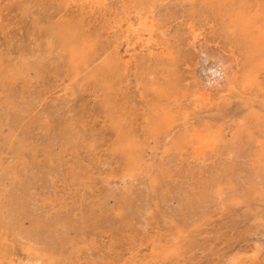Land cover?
<instances>
[{"label":"rangeland","instance_id":"obj_1","mask_svg":"<svg viewBox=\"0 0 264 264\" xmlns=\"http://www.w3.org/2000/svg\"><path fill=\"white\" fill-rule=\"evenodd\" d=\"M130 1L0 0V264H264V61L244 71L202 0H156L151 41L127 52ZM228 1L264 25V0ZM193 34L230 56L233 87L209 91Z\"/></svg>","mask_w":264,"mask_h":264},{"label":"bare ground","instance_id":"obj_2","mask_svg":"<svg viewBox=\"0 0 264 264\" xmlns=\"http://www.w3.org/2000/svg\"><path fill=\"white\" fill-rule=\"evenodd\" d=\"M71 1V0H70ZM86 1H88V0H86ZM92 4H93V6H97V5H102V6H105V5H107V4H109V1H111L113 4H116V5H119L120 3L122 4L123 3V0H89ZM155 1L156 0H131L130 1V3H131V5H132V9H134V12H136L135 13V16H134V18H131V17H129V15H127V17L125 18V20H126V22H127V31H126V34L123 36V39H124V43H125V45H126V51L127 52H130V51H133L134 49H135V47L136 46H139L140 47V49L142 48V50H143V47H147V44L151 41V39H152V36H153V32H154V21H153V16H152V14H153V9H154V5H155ZM160 1V0H159ZM163 1V0H162ZM201 1V0H200ZM242 1V0H241ZM257 1V0H256ZM161 2V1H160ZM164 2H165V0H164ZM196 2V1H195ZM249 2V1H248ZM71 3H73V2H71ZM202 4H203V6L206 8V9H208L209 11H211L212 12V10H214L215 8H219V10H220V16H221V18H222V25H223V31L229 36V38L231 39V40H233L234 42H236L237 44H238V46L242 49V52H243V54H244V57H245V60H244V62H243V70L244 71H252V73L255 75V77H256V67L262 62V61H264V25H262V26H258V25H256V21H255V19H260L261 17H259V15H257V16H251V15H249L247 12H246V10H240V9H238V8H241V6L239 5L238 7L237 6H234L233 4H231V3H229V1L228 0H202V2H201ZM258 3V2H257ZM163 6V5H162ZM183 6H185V5H183ZM0 7H1V5H0ZM247 7V6H246ZM184 8V7H183ZM201 8H203V7H201ZM159 9V8H158ZM248 9V8H247ZM58 10V9H57ZM251 10V9H250ZM256 10V9H255ZM162 11V10H161ZM72 12V11H71ZM70 12V13H71ZM184 12V11H183ZM251 12V11H250ZM256 12V11H255ZM73 13V12H72ZM168 13V12H167ZM214 14V13H213ZM161 15V14H160ZM180 15V14H179ZM212 16V15H211ZM219 16V15H218ZM63 17V16H62ZM81 17V16H80ZM189 17V16H188ZM205 17V16H204ZM82 18V17H81ZM194 18V17H193ZM209 18V17H208ZM198 19V18H197ZM76 20H77V18H76ZM192 20H194V19H192ZM199 20V19H198ZM56 21V20H55ZM63 21V20H62ZM221 21V20H220ZM255 21V22H254ZM79 22V21H78ZM218 22V21H217ZM59 23V22H58ZM191 23V22H190ZM196 23V22H195ZM208 23V22H207ZM192 24V23H191ZM215 24V23H214ZM264 24V23H263ZM57 25V24H56ZM60 25V24H59ZM122 25V24H121ZM124 25H126V24H124ZM205 25V24H204ZM63 26H65L64 24H63ZM123 26V25H122ZM189 26V25H188ZM198 26V25H197ZM169 27V26H168ZM173 27V26H172ZM220 27V26H219ZM76 29V28H75ZM194 29V28H193ZM196 29V28H195ZM47 30V29H46ZM87 30V29H86ZM169 30V29H168ZM208 30V29H207ZM74 31L75 30H73L72 31V28L71 29H68L67 27H61L60 26V28H55L54 29V31H53V33H51V36L50 37H53L54 38V41H55V39H57L58 40V42L60 43V44H62L61 46L62 47H69L70 48V51H71V53L69 54L70 55V57H71V59H74V58H76L77 57V53H76V51H74V49H72L73 48V44L75 43L74 42V39H75V35H74ZM167 32V31H166ZM191 32V31H190ZM80 33V32H79ZM76 34V33H75ZM190 34V33H189ZM31 36V35H30ZM33 37V36H32ZM35 37V36H34ZM83 37V36H82ZM157 37V36H156ZM200 36H199V34H193V40H192V43L193 44H195V45H197L196 47H202V49H203V51H204V53H205V55L204 54H202V55H204L205 57H203V58H205V60L207 61V63H208V65H210V66H208V67H210L209 69L210 70H212V74H213V76L212 77H210L209 78V83L208 84H206L207 85V87H208V89H209V91L211 90V91H214V90H221L222 91V89H224V88H231V87H233V83H234V80H235V77L233 76V63L231 62V60H230V56H229V58L227 57V56H225L224 54H222L220 51H218V49H215L213 46H211V47H213V48H207V47H205L204 46V44H203V40L201 39V37L199 38ZM224 37V36H223ZM84 38V37H83ZM116 38H117V36H116ZM33 39H35V38H33ZM40 39H41V37H40ZM80 39H81V37H80ZM88 39V38H87ZM122 39V40H123ZM214 39H216V38H214ZM31 40V39H30ZM203 42H202V41ZM49 41H51V40H49ZM158 41V40H157ZM37 42V41H36ZM79 41H77V43H78ZM82 42V41H81ZM156 42V41H155ZM202 42V43H201ZM226 42V41H225ZM157 43V42H156ZM155 43V44H156ZM33 44V43H32ZM39 44V43H38ZM51 44H53L52 42H51ZM225 44V43H224ZM235 44V43H234ZM124 45V44H123ZM124 45V46H125ZM49 46V45H48ZM79 46H81L80 44H79ZM194 46V45H193ZM119 47V46H118ZM32 48V47H31ZM42 48V47H41ZM87 48V47H86ZM131 48V50L130 51H128V49H130ZM133 48V49H132ZM218 48V47H217ZM51 49H52V47H51ZM139 49V48H138ZM201 49V48H200ZM199 49V50H200ZM201 49V50H202ZM54 50V49H53ZM52 50V51H53ZM56 51V50H55ZM54 51V52H55ZM140 51V50H139ZM24 52V51H23ZM38 52V51H37ZM136 52V51H135ZM3 53V52H2ZM31 53V52H30ZM34 53H36V52H34ZM55 53H57V52H55ZM148 53V52H147ZM167 53V52H166ZM169 53V52H168ZM28 54V53H27ZM36 55V54H35ZM38 55V54H37ZM50 55V54H49ZM56 55V54H55ZM135 55V54H134ZM199 55H200V53H199ZM228 55V54H227ZM13 56V55H12ZM11 56V57H12ZM27 56V55H26ZM39 56V55H38ZM53 56V55H52ZM63 56V55H62ZM132 56H133V53H132ZM6 57V56H5ZM40 57V56H39ZM37 58V57H36ZM42 58H44V57H42ZM67 58V57H66ZM77 58H79V55H78V57ZM26 59V58H25ZM32 59V58H31ZM18 60H19V58H18ZM20 60H21V57H20ZM22 60H23V58H22ZM29 61H30V58L28 59ZM33 60H34V58H33ZM39 60V59H38ZM235 60V59H234ZM1 61V60H0ZM22 62V61H21ZM28 62V61H27ZM53 62V61H52ZM55 62V61H54ZM86 62V61H85ZM199 62V61H198ZM198 62H197V64H198ZM107 63V62H106ZM206 63V64H207ZM236 63V62H235ZM23 64H24V61H23ZM14 65V64H13ZM40 65V64H39ZM10 66V65H9ZM24 66V65H23ZM22 66V67H23ZM61 66V65H60ZM238 66V65H237ZM0 67H3V66H0ZM64 67V66H63ZM106 67V66H105ZM206 67V66H205ZM8 69V68H7ZM9 70V69H8ZM33 70V69H32ZM237 70V69H236ZM35 71V70H34ZM107 71V70H106ZM235 71V70H234ZM8 72V71H7ZM28 72V71H27ZM30 72V71H29ZM36 72V71H35ZM17 73V72H16ZM62 73V72H61ZM139 73V72H138ZM236 73V72H235ZM14 75L15 74V71H12L11 73H10V76L11 75ZM22 74V73H21ZM29 74V73H28ZM40 74V73H39ZM63 74V73H62ZM215 74H217V75H215ZM253 74H251V78L252 77H254V75ZM35 75V74H34ZM41 75V74H40ZM215 75V76H214ZM24 75H22V77H23ZM36 76V75H35ZM157 76V75H156ZM209 76H210V74H209ZM29 77H30V75H29ZM32 77V76H31ZM159 77V76H158ZM254 77V78H255ZM27 78H28V76H27ZM69 78V77H68ZM138 78V77H137ZM20 79V78H19ZM33 79V78H32ZM66 79V78H65ZM102 79V78H101ZM142 79V78H141ZM257 79V78H256ZM21 80V79H20ZM67 80V79H66ZM138 80V79H137ZM151 80H152V78H151ZM16 81V80H15ZM23 81V80H22ZM21 81V82H22ZM66 82V81H65ZM31 83H32V80H31ZM29 85V84H28ZM16 86V85H15ZM22 86V85H21ZM104 86V85H103ZM143 86V85H142ZM28 87V86H27ZM31 87V86H30ZM206 87V88H207ZM65 88V87H64ZM62 89V88H61ZM1 90V89H0ZM18 90V89H17ZM65 90V89H64ZM151 90V89H150ZM27 91H28V89H27ZM30 91V90H29ZM66 91V90H65ZM106 91V90H105ZM104 91V92H105ZM224 91V90H223ZM225 91H227V90H225ZM38 92H39V90H38ZM103 93V92H102ZM236 93H237V90H236ZM13 94V93H12ZM22 94H24L23 92H22ZM32 94V93H31ZM37 94H39V93H37ZM63 94H65V93H63ZM201 94V93H200ZM200 94L198 93V95L200 96ZM1 95V94H0ZM10 95V94H9ZM8 95V96H9ZM24 95H26V94H24ZM42 95V94H41ZM11 96V95H10ZM35 96V95H34ZM40 96V95H39ZM5 97V96H4ZM41 97V96H40ZM17 98V97H16ZM24 98H25V96H24ZM17 100V99H16ZM38 100V99H37ZM37 100H35V101H37ZM40 100V99H39ZM115 100V99H114ZM117 100H118V98H117ZM205 100V99H204ZM17 101H19V99L17 100ZM26 101H27V99H26ZM34 101V102H35ZM40 102H42V101H40ZM118 102H120V101H118ZM18 103H20V102H18ZM154 104V103H153ZM19 105H22V104H19ZM24 105V104H23ZM36 105V104H35ZM34 104L32 105V106H35ZM67 105V104H66ZM103 105V104H102ZM119 105V108H120V104H118ZM122 106V105H121ZM10 110V109H9ZM250 110H252V109H250ZM32 111V110H31ZM13 112V111H12ZM19 112V111H18ZM21 113H22V109H21ZM9 114H10V111H9ZM13 114V113H12ZM69 114H71V113H69ZM11 115V114H10ZM32 115V114H31ZM115 115V114H114ZM160 115V114H159ZM162 115V114H161ZM23 116V115H22ZM165 117H167V116H165ZM260 117V116H259ZM258 117V118H259ZM165 119V118H164ZM149 120V119H148ZM258 120V119H257ZM259 121V120H258ZM123 122H125V121H123ZM122 122V123H123ZM148 122V121H147ZM12 124V123H11ZM124 124V123H123ZM122 124V125H123ZM161 124L162 123H160L159 122V124L158 125H160L161 126ZM6 125H7V123H6ZM70 125V124H69ZM73 125V124H72ZM75 125V124H74ZM73 125V126H74ZM120 125V124H119ZM169 125V124H168ZM253 125V124H252ZM68 126V125H67ZM124 126V125H123ZM170 126V125H169ZM8 127V126H7ZM171 127V126H170ZM169 127V128H170ZM9 128V127H8ZM13 128H14V126H13ZM67 128V127H66ZM73 128V127H72ZM74 128H75V126H74ZM78 128V127H77ZM123 128V127H122ZM71 129V128H70ZM76 129V128H75ZM64 130V129H63ZM66 130V129H65ZM131 130V129H130ZM12 131V130H11ZM75 131V130H74ZM78 131H81L80 129L78 130ZM150 131V130H149ZM73 132V131H72ZM83 132V131H82ZM127 133H129L128 131H126ZM131 133H132V131H130ZM151 132V131H150ZM191 132V131H190ZM76 133V132H75ZM130 133V134H131ZM77 134H79V133H77ZM83 135H84V132H83ZM86 135V134H85ZM85 135H84V137H85ZM133 135H134V133H133ZM170 135V133H168V136ZM253 135H256V134H253ZM2 136V135H1ZM87 136V135H86ZM132 136V135H131ZM83 137V138H84ZM257 137V136H256ZM255 137V138H256ZM0 138H2V137H0ZM176 139H175V142H174V144H173V147H177V148H180L181 146H180V143H184V141L186 140V138H187V135H186V133H184L183 135H179L178 137H175ZM82 140V139H81ZM260 141V140H259ZM239 142V141H238ZM82 143H84V141L82 142ZM198 143L199 144H201V147L198 149L197 148V157H198V159L200 158V160H201V158H202V161H203V157H200V149H204L205 147H207V145H208V140L207 139H205V138H203V137H201V138H199L198 137ZM256 143H259V142H256ZM123 144V143H122ZM253 145H254V143H252ZM251 144V145H252ZM90 145H92V144H90ZM247 145V144H246ZM69 146V145H68ZM140 146V145H139ZM131 147V146H130ZM143 147V146H142ZM169 147H171V145L169 146ZM248 147V146H247ZM249 147H250V145H249ZM231 148V147H230ZM169 149V148H168ZM171 149V148H170ZM175 149V148H174ZM234 149V148H233ZM248 149V148H247ZM185 150V149H184ZM133 151H135V150H133ZM137 151V150H136ZM170 150H168V152H169ZM202 151V150H201ZM214 151V150H213ZM257 151V150H256ZM215 152V151H214ZM237 152V151H236ZM246 152H248V151H245V154H246ZM253 152V151H252ZM130 153V152H129ZM133 153V152H132ZM179 153V152H178ZM248 153H250V152H248ZM256 153V152H255ZM180 154V153H179ZM252 154V153H251ZM128 155V154H127ZM144 155V154H143ZM162 155V154H161ZM166 155H167V152H166ZM234 155H235V153H234ZM136 156V155H135ZM217 156V155H216ZM230 156H232V155H230ZM229 156V157H230ZM138 158H140L139 156H137ZM147 157V156H146ZM166 157V156H165ZM167 157H168V155H167ZM166 157V158H167ZM215 157V156H214ZM144 158H145V156H144ZM162 158V157H161ZM169 158V157H168ZM167 158V159H168ZM217 158H219V160L221 161V157L220 156H217ZM216 158V159H217ZM250 158H252V156L250 157ZM146 159V158H145ZM165 159V158H164ZM193 159H194V157H193ZM197 159V158H196ZM254 159V158H253ZM258 159V158H257ZM170 160H172L171 158H170ZM213 160H214V158L211 160V162H213ZM227 160H228V158H227ZM263 160V159H262ZM198 162H199V160H197ZM197 161H193V162H197ZM165 162H170V161H167V160H165ZM176 162H177V160H176ZM229 163H230V161H228ZM139 163V162H138ZM137 163V160L136 159H133V157H132V155H130L129 157H128V164H129V166H132V165H135V164H138ZM171 163V162H170ZM178 163V162H177ZM144 164V163H143ZM205 164H207V162L205 163ZM256 164L259 166V164L256 162ZM264 165V164H263ZM254 166V165H253ZM4 168V167H3ZM145 169V168H144ZM144 169H143V171H144ZM259 169H261V167L259 168ZM222 170H224L223 168H222ZM4 171H6V170H4ZM253 171V170H252ZM145 172V171H144ZM240 172V171H239ZM249 173H251V172H249ZM4 174V173H3ZM149 174V173H148ZM205 174H207V173H205ZM245 174V173H244ZM244 174H243V176H244ZM0 179L1 180H3L2 182H4L5 181V179H3V177L6 175H2L1 173H0ZM209 175H211L210 173H209ZM229 175H230V173H229ZM246 175H248V174H246ZM252 175V174H251ZM3 176V177H2ZM222 176V175H221ZM242 176V175H241ZM249 176V175H248ZM230 177L232 178V180H233V177L230 175ZM237 177V176H236ZM245 177V176H244ZM222 178V177H221ZM249 178V177H248ZM7 179V178H6ZM236 179H239V178H236ZM246 179V178H245ZM260 180V179H259ZM234 181H236V180H234ZM255 181H257V180H255ZM237 183V182H236ZM217 184V183H216ZM246 184V183H245ZM237 185V184H236ZM247 185V184H246ZM241 186V185H240ZM242 187V186H241ZM244 187V186H243ZM248 187H249V185H248ZM209 188V187H208ZM245 188V187H244ZM210 189V188H209ZM231 189V188H230ZM249 189V188H248ZM149 190V189H148ZM224 190H226V189H224ZM228 190V189H227ZM232 190V189H231ZM231 190H230V192H231ZM233 191V190H232ZM246 191V190H245ZM217 193V192H216ZM224 193H225V191H224ZM234 193H236L237 194V191L235 192L234 191ZM241 193V192H240ZM249 193V192H248ZM213 195H215V194H213ZM220 195V194H219ZM218 195V196H219ZM233 195V194H232ZM241 195V194H240ZM224 196H226V194L224 195ZM181 197V196H180ZM217 197V196H216ZM222 197V196H221ZM258 198H260L259 196H258ZM170 200V199H169ZM223 200V199H222ZM224 200H225V198H224ZM179 203V202H178ZM181 203V202H180ZM180 205V204H179ZM179 235V234H178ZM169 238V237H168ZM30 239H33V238H31L30 237ZM30 239H29V241H30ZM169 239H171V236H170V238ZM172 240V239H171ZM32 242H38V241H32ZM85 242V241H84ZM28 243H30V242H28ZM112 243V242H111ZM31 244V243H30ZM37 244V243H36ZM32 245V244H31ZM34 245V244H33ZM50 245L52 246V245H54L52 242H50ZM75 246V245H74ZM76 246H77V244H76ZM76 246H75V249H76ZM38 247V246H37ZM44 247V246H43ZM50 247V246H49ZM33 248V247H32ZM36 248V247H35ZM34 248V249H35ZM39 248V247H38ZM51 248V247H50ZM53 248V247H52ZM56 248V247H55ZM77 248H78V246H77ZM42 249V248H41ZM67 249V248H66ZM82 249V248H81ZM72 250V249H71ZM78 250H80V249H78ZM47 251V250H46ZM58 251V250H57ZM71 252V251H70ZM84 252V251H83ZM87 252V251H86ZM85 252V253H86ZM89 252V251H88ZM92 252V251H91ZM47 253V252H46ZM78 253V252H77ZM48 254V253H47ZM80 256L81 257H79V258H82L83 257V255L82 254H80ZM75 257H78V256H75ZM79 258L76 260L77 262H78V260H79ZM72 261H73V259H71ZM62 261V260H61ZM66 261V260H65ZM75 261V262H76ZM64 262V261H63ZM71 262V261H70ZM74 262V261H73ZM61 264H62V262H61ZM85 264H86V262H85Z\"/></svg>","mask_w":264,"mask_h":264}]
</instances>
